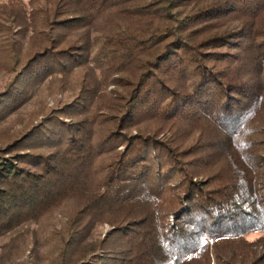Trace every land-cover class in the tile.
Here are the masks:
<instances>
[{"label":"trees","instance_id":"obj_1","mask_svg":"<svg viewBox=\"0 0 264 264\" xmlns=\"http://www.w3.org/2000/svg\"><path fill=\"white\" fill-rule=\"evenodd\" d=\"M0 72V264H264V0H0Z\"/></svg>","mask_w":264,"mask_h":264},{"label":"rangeland","instance_id":"obj_2","mask_svg":"<svg viewBox=\"0 0 264 264\" xmlns=\"http://www.w3.org/2000/svg\"><path fill=\"white\" fill-rule=\"evenodd\" d=\"M249 21H250V19H249ZM5 78H6V75H3V73L0 72V87L2 86L3 80H5ZM52 103H53V99H50L49 104L51 105ZM159 134H160V138H164L165 135L162 132ZM58 217L60 218L59 214H58ZM48 219H50L49 216H48ZM41 226H42V224H41ZM108 229H109V224H107V223H103L102 225L97 227V231L100 233V236H104ZM258 234H259L258 232L251 233L248 235V238L254 239L255 237L259 236ZM4 240L5 239H0V244ZM24 241L29 242V241H31V239H30V237H27L26 239H24ZM23 245H26V247L24 248L25 249L24 253L22 255L15 257L14 260L12 261V264H33L34 262H36V258L32 252V249H31V247H32L31 243L22 244V246ZM41 251H42V249H41ZM40 262L38 264H44L43 262H41V263Z\"/></svg>","mask_w":264,"mask_h":264}]
</instances>
